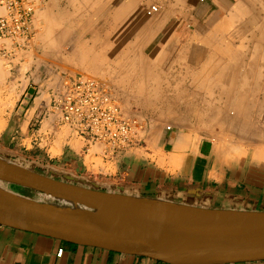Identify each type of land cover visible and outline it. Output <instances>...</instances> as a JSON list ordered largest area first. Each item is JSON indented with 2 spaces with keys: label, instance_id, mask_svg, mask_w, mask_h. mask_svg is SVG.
I'll use <instances>...</instances> for the list:
<instances>
[{
  "label": "crops",
  "instance_id": "crops-1",
  "mask_svg": "<svg viewBox=\"0 0 264 264\" xmlns=\"http://www.w3.org/2000/svg\"><path fill=\"white\" fill-rule=\"evenodd\" d=\"M224 1L181 0L185 10L179 16L170 13L169 0L156 1L164 12L153 23L163 21L167 28L161 50L167 56V92L153 99L167 104L142 119L143 147L115 160L103 159L100 148L86 147L54 122L44 88L41 94L36 89L21 109L14 105L0 110V157L12 148L44 163L40 175L89 190L175 206L264 212V29L256 35L261 42L258 55L247 48L239 63L213 70L217 81L203 77L204 62L215 51L203 52L199 46L223 19L224 9L237 2ZM112 88L114 98L124 94L118 86ZM34 118L40 120L34 143L40 149L31 152L28 144L20 143L31 140ZM45 141L49 143L43 149ZM216 141L234 148H221ZM50 164L55 170L45 168ZM0 264L165 263L0 226Z\"/></svg>",
  "mask_w": 264,
  "mask_h": 264
},
{
  "label": "rangeland",
  "instance_id": "rangeland-1",
  "mask_svg": "<svg viewBox=\"0 0 264 264\" xmlns=\"http://www.w3.org/2000/svg\"><path fill=\"white\" fill-rule=\"evenodd\" d=\"M31 1L34 13L29 39L20 46H15V42L10 40L0 41V96L4 98L0 102V110L14 105L21 109L20 104L29 89L34 92L37 89L41 94L46 88L49 102L53 89L64 78L75 76L98 80L111 93L116 92L113 86L124 90V94L116 93L120 98L115 96V100L127 115L137 114L139 119L146 120V112L166 109L167 102L153 99L155 95L167 92V67L163 68L164 62L167 65V56L163 60L158 56L160 53L163 56L161 50L167 35L164 22L155 25L158 28L154 27L146 36L147 42L139 40L143 30L154 24L153 20L164 12L162 6L156 3L160 0ZM169 2V9L173 8L170 13L174 14L177 5L174 0ZM125 8L127 11H124ZM150 8L156 12L147 16L145 12ZM204 70L205 80L213 76ZM254 87L258 88L259 85ZM39 121L34 118L29 128L31 140L18 141L28 144L31 152L40 149L38 144L37 147L34 144ZM206 135L213 137L211 133ZM48 143L45 141L41 148H47ZM216 143L220 147L234 148L226 141ZM2 157L11 164L38 174L43 170L41 165L44 163L34 158L26 159L12 148ZM45 168L55 170L51 164L45 165ZM0 190L54 209L94 212L7 182L0 181ZM102 211L92 215H99Z\"/></svg>",
  "mask_w": 264,
  "mask_h": 264
},
{
  "label": "water",
  "instance_id": "water-1",
  "mask_svg": "<svg viewBox=\"0 0 264 264\" xmlns=\"http://www.w3.org/2000/svg\"><path fill=\"white\" fill-rule=\"evenodd\" d=\"M33 94V89L27 91L22 106H26ZM0 163L19 170L14 176L0 173V181L39 192L64 203L71 202L94 210L90 213L116 208L112 203H102L100 198L132 202L155 210L153 224L139 229L99 231L36 209L47 206L0 190V194L10 195L25 204L21 206L0 199V226L75 245L149 258L165 264L264 262V212L210 210L163 204L63 183L1 158ZM184 223L192 227L183 235L186 243L174 251L168 250L165 246L166 237L171 234H182Z\"/></svg>",
  "mask_w": 264,
  "mask_h": 264
},
{
  "label": "built area",
  "instance_id": "built-area-1",
  "mask_svg": "<svg viewBox=\"0 0 264 264\" xmlns=\"http://www.w3.org/2000/svg\"><path fill=\"white\" fill-rule=\"evenodd\" d=\"M150 9L148 16L156 12ZM33 13L31 0H0V41L25 44L31 35ZM48 113L86 147L100 148L108 161L144 145L141 133L145 123L137 114H125L107 86L98 80L64 78L52 91ZM61 254L62 249L57 256Z\"/></svg>",
  "mask_w": 264,
  "mask_h": 264
},
{
  "label": "bare ground",
  "instance_id": "bare-ground-1",
  "mask_svg": "<svg viewBox=\"0 0 264 264\" xmlns=\"http://www.w3.org/2000/svg\"><path fill=\"white\" fill-rule=\"evenodd\" d=\"M174 3L175 5H177V9H175L174 7V14H177L178 16L182 15L183 11L185 10L184 4L181 2V0H174ZM172 9L173 8L171 7L169 11H172ZM125 10L127 11L126 8L124 9V11ZM144 11L145 10H142V12ZM148 11L149 9L146 10V15ZM142 12L140 15L143 14ZM224 12L225 16H222L223 19L216 24V26L214 27V32L207 34L208 36L205 37V40L200 44L201 46H199L200 49L204 48L203 52L206 51V48L215 51L214 54H211L209 60L204 62V69H208V67H210V70L213 71L219 66H222L223 68L229 64H237L239 63V60L244 59L241 51L245 52V49L247 48L255 50L257 55L260 52L261 42L259 40V37H257L256 35L259 34V31H261V29H264V0H237V2L230 9L225 8ZM154 27L158 28L155 26V24H152L148 26L147 29L143 30L144 32L139 39L140 42H147L148 38H146V36H148L149 33L154 30ZM162 53L163 56L161 55V53L158 56L160 57L159 59L163 60L166 57V53L164 50ZM164 63L163 68H166L167 65H164ZM212 73L214 74V72H211L210 74ZM214 78V81H217L216 78L219 77L213 75L210 76V78L206 79L210 80ZM229 155L232 156V154ZM230 156L228 158H230ZM18 171L19 170L16 167H6L0 163V173L4 175L14 176L18 173ZM0 199L10 203L25 206L24 203L18 202L16 199H14V197L7 194H0ZM100 201L102 203H112L116 208L114 210H104L99 215H92L96 213L89 214L84 210L66 209L64 207V209H53L47 207L36 209L43 210L63 219L78 222L99 231H119L128 228L139 229L146 225L153 224V222L155 221V210L153 208L142 206L132 202H116L110 198H100ZM190 228L192 227L188 223H184L182 225V234H171L166 237V248L170 251H174L176 250V248L185 244L187 240H185L183 235L185 233L187 234L190 231Z\"/></svg>",
  "mask_w": 264,
  "mask_h": 264
}]
</instances>
